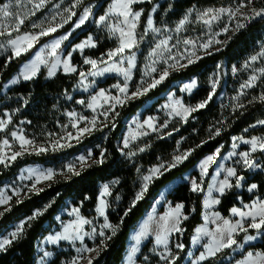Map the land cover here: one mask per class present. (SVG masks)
<instances>
[{
  "label": "trees",
  "instance_id": "obj_1",
  "mask_svg": "<svg viewBox=\"0 0 264 264\" xmlns=\"http://www.w3.org/2000/svg\"><path fill=\"white\" fill-rule=\"evenodd\" d=\"M111 0H104L100 13ZM145 2L135 7L142 9L138 25V39L145 35L150 12L155 2ZM234 0H173L161 4V11L157 13L158 23H173L193 7H219ZM5 3L6 0H3ZM255 6L264 9V0H254ZM80 7L73 21L81 14ZM72 23L56 31L54 34L44 36L37 44L24 54L14 57L12 54L0 57V116L5 111L12 112L11 129L20 126L25 121V126L30 134L39 136L47 131H59L68 123L67 111L78 108L75 99L87 98V95H75L70 100L69 96L80 78L82 57L75 53L72 57L79 70L74 74L59 72L51 79L46 78L45 68L39 75L31 80L22 81L3 94L4 84L17 74L22 64L27 62L32 53L49 38L70 29ZM26 26L21 32L27 31ZM90 34H96L93 28L76 31L72 35L67 52L70 48ZM95 48L85 51V56L99 58L109 50L118 46L116 39L106 34H98ZM144 44V43H143ZM264 48V17H255L247 21L229 40L223 49L207 55L184 69L174 72L164 82L147 93L135 98L121 107H118L105 124L100 125L92 133L86 135L71 145L40 153H25L14 161L0 164V188L16 180L20 171L27 166L42 165L54 167L63 164L72 157L86 152L92 148L95 162L78 171L79 175L71 174L66 178H58L46 183L37 192L31 193L22 199H15L3 209L0 215V235L5 234L20 220L31 217L35 211H42L24 226L23 233L12 241L4 250L0 251V264H36L37 244L56 225V215L71 201L79 207L83 216L96 217V208L99 202L100 189L103 183L117 180L109 196L108 220L116 227L115 235H111L100 247L99 252L91 260L92 264H122L127 252V247L132 230L145 216L160 191L175 180L182 179L190 173L198 180L201 175L196 167L206 156L218 152L220 155L229 152L233 145V138L245 136L248 138L264 135V100H249L239 107H224L216 101L222 91L223 82L219 89L208 100L212 89L205 84V77L218 64L232 65L241 62L249 56ZM87 67L84 66V69ZM199 77L201 86L193 94H183L178 89V95L183 97L186 104L194 105L208 100L204 108L194 111L185 122H180L166 132H156L140 139L131 147L137 150L133 157H127L119 149V140L123 136L125 122L135 115L148 102L160 105L165 99L163 94L173 90V83ZM119 79L108 77L98 83L99 88L108 87ZM153 109L146 114H152ZM174 131L171 136L164 137L165 133ZM217 132L219 134H217ZM163 133V134H162ZM143 149V151H141ZM140 150V151H139ZM190 151L189 156L175 168L164 171L163 176L154 179L144 192L143 198L135 201L137 193L141 191L143 176L156 165L170 162L177 152ZM103 154V155H101ZM261 155V153H260ZM100 161V162H98ZM264 166V165H263ZM213 173V165L209 169L200 191H192L189 182L183 181L168 195L171 204L183 203L184 214L187 217L182 222V229L173 236L171 246L175 259L171 264H184L191 247L192 236L196 228L203 222V198L208 186L209 178ZM238 176L244 178L242 190L237 187V179H233L232 186L221 197L218 207L219 212L229 217L234 206L252 202L256 196L264 200V172H250L239 168ZM257 184V192H249L247 188ZM135 201V204L133 202ZM7 209V210H6ZM130 209V211H129ZM127 212V215L125 213ZM243 235H238L236 240L241 242ZM149 240L143 251L152 245ZM175 244L183 245L175 248ZM234 248V247H233ZM228 248L214 258L203 264H230L227 258L232 254ZM264 252V236L262 239L245 248ZM143 253V252H142ZM243 254H236L240 258ZM66 255L59 253L51 264H60ZM161 261L158 256L151 261L157 264ZM88 264V263H87Z\"/></svg>",
  "mask_w": 264,
  "mask_h": 264
},
{
  "label": "rangeland",
  "instance_id": "obj_2",
  "mask_svg": "<svg viewBox=\"0 0 264 264\" xmlns=\"http://www.w3.org/2000/svg\"><path fill=\"white\" fill-rule=\"evenodd\" d=\"M152 1L153 0H143V2L141 3H134L131 6L132 11H139L142 14V9H137L135 6ZM167 1L173 0H159L154 3L148 18V20H152V27L149 28L147 23L145 35L143 38H141L142 42H139L137 32L140 21L139 18V20L136 21V28L134 30L135 39L137 41L136 46L132 49H126L123 54L117 57H113L111 59L108 57L107 53L109 51L115 50L119 46V33L113 34L110 29L117 25L126 29V25L123 23L124 18L117 15L116 13L109 12V9L115 3V0H111L101 13L100 8L104 0H82V2L78 4L75 8H72V5L75 3V0H49V2L46 3V5L39 11H37L35 15L29 16L25 23L20 27L21 30L22 27L26 26L28 28L27 31L21 32L19 30V32H12L11 37H8L7 35L0 36V44L4 45V47H0V57H3L12 54L11 48L7 45V40L10 38H15L18 35H23L26 33L39 34L40 31L49 27L50 24L51 26H55L56 24H63L62 27H59L57 29L58 31L67 26L68 24L72 23L69 30L49 38L46 42L38 46V48L32 53L31 58L21 65L17 74L14 75L4 84V89L2 93L6 94L11 88L18 85L20 82L28 81L22 79V77L20 76L21 72L23 71L26 65L30 64L35 60L37 54L43 52L44 59L46 62L39 66L38 72L32 79L36 78L43 68H45L47 79L53 78L59 72H63L66 74L76 73L79 70V67L78 65L73 63L72 57L75 53H78L82 57L83 61V66L80 68V74L84 73L85 75H80L78 84L74 89V93L69 96V99H75L76 94L87 95V98L79 97L75 99V105H77L78 108H74L73 110L66 112L69 121L67 124L62 126L59 131H47L45 133L39 134V136H34L30 134L24 124L25 121H23L20 126H16L11 129L10 125L12 122V112L5 111L4 116H0V121L6 122L2 127H0V154H5L7 157H10L14 152H21L19 141L12 136V133L14 132L17 133V135H23L25 139L32 141V144L26 146L27 150L23 151L21 155L25 153H40V148H45L47 149V151H50L61 149L71 145L72 143L92 133L96 128H98L102 124H105L106 121H108L109 119H113V116L111 115L118 107H121L127 102L140 97L141 95L134 96L133 93L137 92L138 89L142 91L143 88L148 87V85L154 79H159L160 75L165 70H167L168 75L159 84L164 82L174 72L184 69L187 66L197 62L199 59L223 49L225 45L229 42L231 37L240 29H237V24L244 25L247 21L251 20L252 18L259 17L253 16V9L257 11L261 10L260 8H257L255 6L254 0H251V2H249V0H243L246 6L240 8V11L237 12L234 17L230 16L228 13H221L219 18L211 21L210 24H205L203 20L199 18L200 14L208 9L219 10L223 8L229 9L231 11H236V9L240 7L242 0H234L233 2L219 7H193L189 9L181 19L173 23H158L156 15L161 11V4ZM5 3H9V0H6ZM55 5H59V8L55 7ZM30 7L31 5L28 4L26 5L24 10L27 11ZM80 7L83 10L74 21L73 18L75 15L72 16V18L68 20L67 23H63V20L67 19V17L69 16V12L64 11L65 9H71V11L76 13ZM86 9H91L92 15L89 17V19L85 22L84 25L79 28H76L75 24L78 23L80 16L84 14ZM53 15H56L55 21H52L51 19ZM101 15L108 16V19L103 25L97 23V20ZM185 18H187L185 24L183 25V27H180L179 31H177V27L180 25V21L185 20ZM205 19H209V17H205ZM33 25H36V27H33ZM87 28H93L96 34H90L81 42L72 46L67 52V48L69 46L70 41L72 40L73 33L76 31L85 30ZM153 28L159 29V31H153ZM225 28H227L228 30L224 31ZM54 33L55 32L50 34ZM98 34H106L110 38L116 39L118 42V46L113 50H109L99 58H91L89 56H85L84 54L86 50L96 47V39ZM65 36H68V39H63ZM43 37L44 36H41L39 40ZM88 39H91L93 41L95 47H85L82 50L77 47ZM57 40H60L61 44L60 47L56 50V55H49V52L51 51L50 45ZM161 40H167V46H162L160 49H157L156 54L153 55V50L156 48V45L160 43ZM38 41L35 42L34 46L37 44ZM185 41H190L191 43L186 44ZM209 41H212V43L207 48L202 47V45L208 44ZM261 53H264V48L260 49L257 53L249 56L241 62H237L232 65H227L226 63L218 64L215 69H213L211 72H209V74L206 75L204 81L205 84L212 89V96L219 89L223 82L222 91L216 99L217 102H219L224 107L235 108L242 106L249 100H260L259 97L261 95H264V72L261 71L262 69H264V55H261ZM253 56H256L257 59L252 60L251 58ZM129 58H134V66H132L131 68H129L128 64ZM69 59L71 66L76 69V71L74 72H66L64 70L63 62ZM85 59L96 60L97 68L93 69L90 64H86L84 62ZM189 60H192L193 62L189 63ZM53 65H55L54 68ZM84 66H86L87 68L84 69ZM111 66H115V68L118 69L129 70L130 79L126 80L123 72L118 71L105 72L103 75H91V73L94 71L99 72L101 69ZM152 67H155L156 71L152 72ZM50 72H52L51 75H49ZM253 76L256 77L255 81H253V86L242 88L241 86L245 85ZM108 77H116L117 79H119V81L108 87L99 88L98 83ZM14 80H18L19 82L12 83V81ZM125 83L128 86V90L126 94H122L119 91V87H123ZM193 83L195 86L189 89L188 86L192 85ZM213 83H215L214 90L212 87ZM159 84H157L155 87H157ZM173 86L175 87L173 90H170L163 94L165 100L160 105L154 106L153 101H150L145 106H143L135 115L131 116L126 120L123 136L119 140V149L121 150L123 155L127 157H133L135 153H137V150H132L131 148L134 143H136L140 139L151 135L152 133H164L166 132L165 130L169 129L171 126H174L180 122H185L194 111H192L190 114H187L186 118L184 115H177L176 111H180L181 106H183V108L191 109L196 108L197 105L205 102H200L194 105L186 104L183 100V97L178 95L177 92L179 90L183 94H193L201 86V81L199 77H193L189 80L173 83ZM102 90L104 91L105 96L109 98L119 97L123 101V103L116 104V102L111 99L105 101L103 97L99 96V93ZM93 97H97L96 103L93 105V108H89L88 105L93 103ZM208 100L206 101L208 102ZM81 101H83V103H81ZM177 102L179 103L177 104ZM113 104H115L114 109L112 108ZM1 105L2 103H0V106ZM149 109H153L154 112L152 114H146L147 110ZM81 117H84L85 119L82 120L80 119ZM93 118H95L96 121L94 126L90 123ZM149 119H151L155 131L153 130V128H150L147 124H145V121H148ZM73 124H76L77 126L74 128L72 127ZM85 127L91 128V131L85 132L82 135H79V138H77L79 130ZM173 133L174 131L165 133L164 137L171 136ZM69 134H71V138H69ZM253 138H260L261 140H264V135L252 138H248L242 135L236 136L233 138V146L231 148V151L225 153V155H220L218 152L214 153L213 155H219L221 160H223V164H225V162L227 161V164L230 167L234 166L237 171L240 168L242 170H247L250 172H264V151H261L259 148H257L255 152H252L251 144L245 143V141H251ZM5 140L8 141L7 146H5L3 143ZM126 140L127 146H125L124 143ZM57 141H59V144L64 146H57L54 148V145H56ZM243 152H249V158L255 161L258 167L247 168L243 164V160L241 157V153ZM185 153L190 154V151L179 150L175 156H183ZM81 156L86 158L83 164H81L79 160ZM9 161L11 160H6V163ZM173 161L174 158L170 162H165L162 164L167 167L168 165L173 163ZM94 162L95 158L93 155V150L92 148H90L86 152L80 153L72 157L61 165H57L54 167L34 165L23 168L18 174L16 180L8 182L0 188V194L11 197L7 205H0V213L3 211L4 208L9 206L13 200L22 199L23 197L31 193L37 192L41 187H43L46 183L50 181L56 180L58 178L69 177L73 173L67 172V165L73 164L75 172H78ZM152 168H150L144 176L149 175L150 170ZM29 169H52L56 172V175L51 180H42L40 183L36 184L35 188H33L32 185L34 183V178L30 179L28 177ZM196 169H198V167H196ZM161 170L164 171L163 169ZM201 177V180L197 181V178L193 176L190 172L186 174L181 180L191 181V186L192 181H195L196 184L199 186V189L201 190L203 182L207 175L204 173ZM244 181L245 180L243 178L242 182L239 183V186L237 185L238 189L241 190L243 188L242 183ZM151 182L149 183V185L151 184ZM173 182L176 183V180ZM117 183V180H113L103 183L101 185L99 202L96 208V217L87 218L83 216L80 208L76 207L71 201H68L65 206L60 210V212L56 215V225L52 228V231L38 242L36 264H42V257L43 264H51L59 253H63L66 255V257L62 259L60 264H71V261L77 257H81V259L79 260V264H87L89 259L92 260L99 252L101 245L108 239L107 237H111L112 235V230L104 229L103 225L106 222L105 217H107V222L113 225L108 220L107 214L109 210V196L113 187ZM143 183L144 181L142 178L141 188ZM172 183H170L160 191V193L158 194V203H163V201L168 197V195L175 189V183ZM104 185L109 186V194L106 196L101 195L103 192ZM16 193H18V195ZM212 197L213 196L209 194L207 196V199ZM101 199L104 200L106 205L104 208L103 215H101L99 211ZM165 205L166 203L162 205L163 209L165 208ZM74 209H77L78 212L74 211ZM36 212L41 213L42 211L37 210L35 211V213ZM144 217L139 221L137 226L134 228V230H132L130 234L127 252L122 264H151V261L155 259V256H158L161 259L162 255L167 256V259H161V261L157 264H171L176 257L175 253H173L171 245H169L167 249H165V246H156V237L154 236V240L152 238H148L147 236L150 234H147L146 238H141L140 242L137 244L136 237L143 229L141 226V222H143L142 220L145 219ZM26 220L28 223L32 219L28 220L27 218H25L23 220L18 221L5 234L0 235V239L10 238V233L15 231L16 226H18L22 221ZM80 220H84L87 222L81 225L78 223ZM77 227H79L80 235L83 236L82 241L80 239H56V237L64 236L66 234V228L69 229V235H75ZM161 229H156V231L162 234L163 229ZM102 230L105 233L104 237H101L99 235L100 231ZM85 233H87V235H85ZM149 240L153 241L151 247L143 251L144 246ZM177 245L178 244H175V248H180L177 247ZM7 246H5V248ZM85 247L95 249V251L77 252V249H83ZM134 248L136 249V251L133 253ZM4 249H0V251ZM45 253H49L50 255L44 256ZM235 255L236 252L232 250V254L227 258V261L232 260L230 264H238V262L240 261V258H234ZM190 256L191 258H197V256L194 254H191ZM212 258L214 257H209L206 260ZM184 264H190V262L188 263L187 260L184 262Z\"/></svg>",
  "mask_w": 264,
  "mask_h": 264
},
{
  "label": "snow or ice",
  "instance_id": "obj_3",
  "mask_svg": "<svg viewBox=\"0 0 264 264\" xmlns=\"http://www.w3.org/2000/svg\"><path fill=\"white\" fill-rule=\"evenodd\" d=\"M49 0H9V3H4L3 0H0V36H5L7 35L8 37H11L12 32H19L20 27L25 23V21L29 18V16L35 15L37 11H39L41 8H43L46 3H48ZM82 0H75V3L72 5V8H75L78 4H80ZM143 0H115V3L111 6L109 9L110 13H116L117 15L123 17V23L126 25V29L124 27H120L119 25L112 27L110 30L113 34L119 33V46L113 50L109 51L107 53L108 57L111 59L113 57L120 56L125 52L126 49H132L133 47L136 46V39H135V28H136V21L139 20L141 16V12H133L132 11V4L134 3H141ZM251 2V0H249ZM30 4L31 7L28 8L27 11H25L26 5ZM245 3L241 2L240 7L236 9V11H231L229 9H219V10H212L208 9L205 12L201 13L199 18L203 20L205 24H210L211 21L216 20L219 18L221 13H228L230 16L234 17L237 12L240 11V8L245 7ZM55 7L59 8V5H55ZM64 11L69 12V16L67 19L63 20V23H67L68 20L72 18V16L76 15L75 12L71 11V9H65ZM214 13V14H213ZM92 15L91 9H86L84 14L80 16L78 23L75 24L76 28L81 27L82 25L85 24V22L89 19V17ZM253 16H259V17H264V9H261L259 11L253 9ZM205 17H209V19H205ZM131 18V19H130ZM52 21L56 20V15L52 16ZM108 19L107 15H101L97 23L103 25L105 21ZM185 20L180 21V25L177 27V31L180 30V27H183V25L186 22ZM63 24H56L55 26H50L47 27L46 29H43L42 31L39 32V34H31V33H26L23 35H18L15 38H10L7 40V45L11 48L12 55L14 57L20 56L22 53L29 51L34 47V44L36 41L39 40L41 36H47L50 33L56 32L59 27H62ZM148 26L149 28L152 27V20H148ZM33 27H36V25H33ZM244 27L243 24H237V29ZM153 31H159V29H152ZM228 29L225 28L224 31H227ZM63 39H68V36H65ZM185 43H191L190 41H185ZM212 41H209L208 44L202 45V47L207 48ZM61 41L57 40L53 42L50 45L51 51L49 52V55H56V50L60 47ZM168 44L167 40H161L159 44L156 45V48L153 50V55L156 54V50L160 49L162 46L166 47ZM0 47H4L3 44H0ZM79 49H84L85 47H95V44L91 39L86 40L85 42L81 43L80 45L77 46ZM261 55H264V53H261ZM252 60H256L257 57L253 56L251 58ZM46 61L44 59V54L43 52L39 53L36 55V58L33 62L30 64L26 65L21 72L20 76L22 77L23 80H31L36 73L39 70V66L41 64H44ZM86 64H90L93 69L97 68V61L96 60H91V59H85L84 61ZM192 60H189V63H192ZM64 64V70L66 72H74L76 71L75 68H73L70 64V59L65 60L63 62ZM129 68L134 66V58H129L128 60ZM174 66V65H173ZM55 65H53V68ZM110 71H118V72H123L125 79H130V72L127 69H118L115 68V66L111 67H106L101 69L99 72H92L91 75L96 76V75H103L105 72H110ZM151 71L154 72L156 71L155 67L151 68ZM264 72V69L261 70ZM52 72L49 73L51 75ZM81 76H84V73L80 74ZM168 75L167 70H165L159 77V79H154L146 88H143V90H137V92L133 93L134 96L142 95L143 93H146L149 91V89L154 88L157 84H159L161 81L165 79V77ZM256 77L253 76L245 85H242L241 87H252L253 86V81H255ZM19 82L18 80L12 81V83H17ZM194 83L192 85H189L188 88L190 89L191 87H194ZM119 87V86H117ZM213 90L215 89V83L212 85ZM128 90V86L125 83L123 87H119V91L122 94H126ZM100 97H103L105 101L108 99L114 100L116 104H121L123 101L119 97H107L105 96L104 91L102 90L99 93ZM212 98V94H209L208 99L210 100ZM259 99L264 100V95H261ZM97 97H93V103L89 104V108H93V105L96 103ZM83 103V101H81ZM179 102H177L178 104ZM207 101L204 103H201L196 106V108H183L181 106L180 111H176L177 115H184L185 118L187 114H190L192 111H196L198 108H203L205 107ZM112 108H115V104L112 105ZM94 110V109H93ZM175 110V109H174ZM80 119H85L84 117H81ZM6 122L5 121H0V127H2ZM91 125H95L96 121L95 118H93L92 121H90ZM258 123L264 124V121H259ZM145 124L148 125V127L153 128L155 131V128L152 125L151 119L148 121H145ZM76 124H73L72 127H76ZM166 126V125H165ZM91 131V128L85 127L83 129L79 130L77 138H79V135H82L85 132ZM147 134V133H144ZM217 134H219L217 132ZM12 136L19 141L20 143V148L21 152H14L10 157H7L5 154H0V164L6 165V160H11L14 161L18 156L22 154L23 151H26L27 148L26 146L31 145L32 141L25 139L23 135H17V133H12ZM69 138H71V134H69ZM4 145H8V141L5 140ZM125 146H127V140L124 142ZM245 143H250L251 144V150L252 152H255L257 148H259L261 151H264V140H261L260 138H253L251 141H245ZM63 147L64 145L59 144V141L56 142L55 147ZM235 146V145H234ZM40 152L47 151L45 148H40ZM143 151V149H141ZM189 153H185L183 156H175L173 163L165 167V165L161 164L158 167H154L150 170V174L146 175L143 177V185L141 188V191L137 193L135 197V201H138L143 198L144 192L147 191L149 183L155 178L158 179L160 176H163L164 171H168L171 168H175L178 164L182 163L184 159L187 158ZM90 155V154H89ZM103 155V154H101ZM250 153L249 152H243L241 153V157L243 160V164L247 168H256L258 167L257 163L249 158ZM85 157L81 156L79 158L80 163L83 164L85 162ZM214 159V156H209L201 165V169L203 173L207 172V166L208 164ZM100 162V161H98ZM163 169L164 171H162ZM67 172L73 173L75 175H79L78 172H75L74 170V165L69 164L67 165ZM56 175V172L52 169L48 170H37V169H29L28 170V177L34 178V183L32 185L33 188H35L37 183H40L42 180H51L54 176ZM236 172L235 169H228L227 170V176L232 177L235 176ZM243 179L242 177L237 178V185L239 184V181ZM231 187V184L229 183L228 179L226 178L224 181H222L219 185V188L216 189L217 191L223 193L225 188ZM256 185H252V188H255ZM199 186L196 184L195 181H192V191H199ZM251 190V189H249ZM18 195V193H16ZM109 194V186L104 185L103 187V192L102 196H106ZM11 197L5 196L3 194H0V205H7ZM135 201L133 204H135ZM219 201H212V203H218ZM105 202L103 199L100 201V208L99 211L101 215L104 214V208H105ZM182 205H177L176 208L172 211L169 212V217H174L176 219V223H174L169 229L167 227V219H165V227L163 229L162 234L158 233L156 235V243L163 244L165 246V249H167V243H168V232L169 231H180L179 227L177 226L179 223V216L180 212L182 209ZM248 208L247 211L233 208L231 211L234 215L239 216L241 219L237 220L235 223L225 220L223 222L222 226H218L216 229L215 233H208L207 229H201L200 231L205 234V235H211L212 240L211 243H208L205 245L206 252L201 253L199 256V260H206L209 257H215L216 254L220 251H222L225 248H233V246L240 247L241 245H238L237 240L235 239V235L238 232H244L247 233L249 229H254L256 230L257 234H264V201L253 203L250 207L246 206ZM7 210V209H6ZM74 211H77V209H74ZM130 211V209H129ZM42 213L36 212L32 217H28V220L34 219L35 216L41 215ZM0 215H3V213H0ZM127 215V212L125 213ZM187 217H185L186 219ZM106 222L103 225L104 229H111L112 234L115 235L116 228L111 225L110 223L107 222V217H105ZM245 220H250V223H248L247 227L244 225ZM87 221L80 220L78 223L79 224H84ZM27 223L26 221H22L18 226H16L15 231L10 233V238H3L0 239V249H4L5 246L9 245L12 243V241L16 238H18L24 230V226ZM69 229H65V235L64 236H58L56 239H80L81 241L83 240V236L80 235L79 232V227L76 229L75 235H69L68 234ZM148 234V225H145L144 228L141 230L139 235L136 237L137 244L140 242L141 238L145 237ZM87 235V233H85ZM99 235L101 237L105 236L104 231H100ZM110 239V237H107ZM257 237L252 236V235H246L244 237L245 242L248 241H253ZM199 241V237H196V242ZM177 247L182 248L183 245H177ZM92 252L95 251V249H90V248H83V249H77V252ZM136 251V249H133V253ZM50 255L49 253H45L44 256ZM81 257H77L71 261V264H79V260ZM161 259H167V256L162 255ZM42 264H43V257L41 258ZM88 264H92L91 260L89 259ZM238 264H264V253H253V252H248L247 256L245 259L242 261H239Z\"/></svg>",
  "mask_w": 264,
  "mask_h": 264
},
{
  "label": "crops",
  "instance_id": "obj_4",
  "mask_svg": "<svg viewBox=\"0 0 264 264\" xmlns=\"http://www.w3.org/2000/svg\"><path fill=\"white\" fill-rule=\"evenodd\" d=\"M223 155H225V154H223ZM209 156H214V155L212 154V155H208V156L204 157L197 165L198 169H196V170L199 171L201 176H203V174H204L202 172V170H201V165L203 164V162ZM212 165H213V173H212V175L209 178L208 186H207L204 198H203V216H202L203 222L196 228V230H195V232H194V234L192 236L191 247H190V249L188 251V254H187V257H186V260H185V261L188 260V263L190 262V264H203L205 261H207V260H199V256H200L201 253L206 251L205 245L208 244V243H211L212 236L203 234L200 231L202 228L203 229H207L208 233H215L217 227L218 226H222L223 222L225 220H228V221H231V222L235 223L237 220L241 219L239 216L234 215L232 213V211H231V214H230L229 217H225L218 210V207H219L220 202H221L222 195L228 189H230V187L225 188L223 193H221V192L216 190V189L219 188L220 183L222 181H224L226 178L228 179L229 183L232 186L233 179H235V178L237 179L238 177H240V176L237 177L238 171L236 170V168L234 166L230 167L227 164V161L225 162V164H223V160H221L219 155H217V156H214V159L208 164L207 172L205 173L206 175L208 174V171L212 167ZM156 166H158V165H156ZM228 169H235L236 175L232 176V177H228L227 176V170ZM185 181L189 182V183L191 182L189 180H185ZM197 181H200V180L197 179ZM181 182H183V181L181 179H178V180H176V183L175 182H173V183H175L174 186H177ZM240 182H242V179L239 181V183ZM252 185H256V187L252 188ZM238 186H239V184H238ZM249 189H251V190H249ZM247 190L249 192H251V193L252 192H257L258 185L257 184H251L247 188ZM209 194L211 196H213V197L207 199V196ZM214 200L215 201H219V202L218 203H212V201H214ZM261 201H264L261 198V196H256V198L252 202L243 203L242 205L234 206L233 208H237V209H241V210L247 211L248 208L246 206L250 207L253 203H257V202H261ZM164 203H166V205H165V208L163 209L162 205ZM177 205H182L183 206L182 209H181V212H180V216H179V223L177 225L179 227L180 231H181L182 222H183L184 218L186 217L185 214H184L185 205L183 203L171 204L170 200H168V197L163 201V203H161V202L158 203V196H157V198L154 200L152 206L150 207L148 212L145 214L146 215L144 217L145 219L142 220L143 222H141L142 228H144L145 225H148V234H150V235L147 236L148 238H152L154 240V236L156 237V235L158 234L156 229H161V227H162V229H164V227H165V219H167V227L169 229H171L172 225L174 223H176V219L174 217H169V212L174 210ZM248 223H250V220H245L244 221L245 227H247ZM180 231H169L168 232L167 247L169 245H171V241H172L173 236L176 235L177 233H179ZM151 232L154 233V234H152ZM238 234L243 235L241 242H238V245H241V246L237 247V246L234 245L233 246L234 249H232V250H234L236 252V254H243V256L240 257V261H242L243 259L246 258L248 252H253L254 254L255 253H264V252L259 251V250H247V251H245V248L247 246L259 242L262 239V237L264 236V234L258 235L256 230L249 229V231L247 233L238 232L237 234H234L235 235V239L237 238ZM246 235L256 236L257 238L255 240H253V241L245 242L244 237ZM196 237H199V241L198 242H196ZM144 238H146V236ZM155 245L158 246V247L164 246L163 244H159L158 245L157 243ZM225 249H223L222 251H224ZM222 251H220V252H222ZM220 252H218V253H220ZM191 254L196 255L197 258H194V257L191 258V256H190Z\"/></svg>",
  "mask_w": 264,
  "mask_h": 264
}]
</instances>
